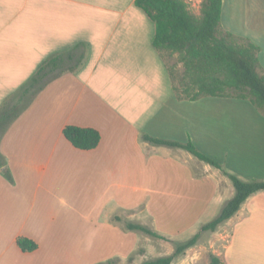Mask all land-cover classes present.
<instances>
[{
  "label": "crops",
  "instance_id": "crops-1",
  "mask_svg": "<svg viewBox=\"0 0 264 264\" xmlns=\"http://www.w3.org/2000/svg\"><path fill=\"white\" fill-rule=\"evenodd\" d=\"M189 1L200 14L204 0ZM248 1L244 34L264 68V0ZM155 33L136 0H0V109L23 108L0 139V264H99L104 246L142 264L160 244L127 223L174 253L235 196L229 173L264 180V109L180 98L166 58L178 54L156 48ZM52 57L59 66L24 90ZM67 125L99 130L100 143L75 147ZM145 136L191 141L221 167ZM220 227L222 264H264V190ZM20 237L38 248L22 250ZM205 249L198 239L172 264H208Z\"/></svg>",
  "mask_w": 264,
  "mask_h": 264
},
{
  "label": "trees",
  "instance_id": "trees-1",
  "mask_svg": "<svg viewBox=\"0 0 264 264\" xmlns=\"http://www.w3.org/2000/svg\"><path fill=\"white\" fill-rule=\"evenodd\" d=\"M224 0H204L201 13L196 14L188 0H136V4L145 10L156 23L154 45L170 54H178L183 64V75L175 85L182 99L197 100L205 96L248 99L256 107L264 109V68L259 59L260 46L248 37L236 35L223 28L222 6ZM59 66V57L50 58L25 86L38 83L48 68ZM172 78H175L170 68ZM23 108L5 105L0 111V139L8 129L10 122L22 112ZM65 137L79 149H92L101 141L99 130L90 127L67 125ZM146 139L157 144L183 147L202 160L221 167L216 159L201 152L189 141L182 143L173 140ZM2 154L0 152V162ZM236 194L223 207L220 214L205 224L202 230L216 231L225 221L235 215L242 204L252 194L264 190V180H244L229 173ZM128 228L141 229L146 233L162 237L146 225L127 223ZM200 233L190 240L179 243L175 252L168 256L148 259L142 264H172L173 260L195 245ZM18 245L24 251H34L38 243L27 237H20ZM110 260L109 263H113ZM105 264V263H99ZM211 264H222L219 256L211 255Z\"/></svg>",
  "mask_w": 264,
  "mask_h": 264
},
{
  "label": "rangeland",
  "instance_id": "rangeland-1",
  "mask_svg": "<svg viewBox=\"0 0 264 264\" xmlns=\"http://www.w3.org/2000/svg\"><path fill=\"white\" fill-rule=\"evenodd\" d=\"M189 2L191 4V8L193 11L198 8V7H194L192 5L191 1H189ZM247 2L250 3V1H248V0H225V11L223 13L222 18H223V21L226 20L228 22H232L234 29L236 31L235 32L231 31V32L235 33L236 35L248 37L249 39H251L249 36L244 34L246 23L244 22L245 20L242 16L243 12L246 8ZM199 9H201V8H199ZM231 17H233V18H231ZM221 23H222V19H221ZM166 55H167V53H166ZM166 58H167L169 67L173 69V72L175 75L174 81L176 84H178L179 79L183 75L184 69L178 67L179 60L177 57H171V56L167 55ZM5 101H4V104L2 105V107L6 105ZM0 111H1V109H0ZM152 237L154 238L155 242L157 243V246L159 244L160 245L158 246L159 248L156 250H153L152 248H150V251L147 254L148 259H154V258H158V257H162V256L171 255L170 253H172V252H171L170 246H171L172 242H170L169 239L154 236V235H152ZM228 238H229V231L225 230L224 228H222L220 226L217 228L216 231L202 230L200 232L199 239H200V241H202V244L206 248L205 249L206 250L205 256H206V260L208 261V264H211V255L212 254L216 255V252L219 251L220 249H222L224 247L225 243H227ZM102 248L103 249L99 250L98 254L96 255V257L94 259H97V261L99 263L107 264L109 262V260L114 258V256H112L114 253L113 248L107 247V246H104ZM109 264H120V263H119L118 259H115L113 263H109Z\"/></svg>",
  "mask_w": 264,
  "mask_h": 264
}]
</instances>
